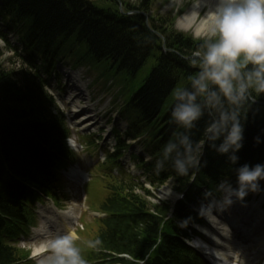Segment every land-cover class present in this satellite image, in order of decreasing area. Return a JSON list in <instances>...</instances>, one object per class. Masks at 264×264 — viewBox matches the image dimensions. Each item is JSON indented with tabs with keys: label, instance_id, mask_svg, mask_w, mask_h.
<instances>
[{
	"label": "trees",
	"instance_id": "trees-1",
	"mask_svg": "<svg viewBox=\"0 0 264 264\" xmlns=\"http://www.w3.org/2000/svg\"><path fill=\"white\" fill-rule=\"evenodd\" d=\"M125 1L122 0L123 5L129 9L130 4ZM153 2L142 0L139 9L148 11ZM0 3V18L9 25L16 22L25 28L30 26L24 31V39L40 47L47 56L60 57L67 53L65 46L75 44L82 53L80 62L90 66L95 61L112 62L118 68L117 73L128 78L133 87L139 83V75L148 73L144 71L148 63L155 65L126 114L139 119L135 137L150 133L144 147L154 155L170 159L171 175L178 190L189 184L202 144L199 180H209V186L228 175L243 179L264 159V106L251 103L240 85L216 82L207 65L185 61L173 53L164 55L160 38L143 23L122 15L115 0H0ZM4 7L10 14L2 11ZM156 23L162 27L154 28L166 37L169 48L185 56L200 52L216 62L218 76H222L223 64L229 62L226 55H221L214 46L195 43L203 46L197 47L191 38L167 33L163 27L169 25V19ZM249 56L257 62V56L251 52ZM236 63L242 66L241 61ZM260 63L264 65V61ZM2 68L0 264H18L26 256L5 243L3 232L7 228H13L14 233L18 228L27 232L33 223L28 208L34 201L32 189L46 195L56 194L59 182L51 160L57 153L64 154L59 147L63 138L56 119L44 116L46 95L38 81L24 70L18 74ZM251 68L253 71H246L251 76L252 95L264 103V67ZM119 155L110 157V163H115ZM18 178L25 181L24 185L18 183ZM106 189L108 196L102 209L109 220L87 235L96 234L103 247L134 259H144L154 250L147 264L186 263L189 252L178 239L181 235L178 227L173 222L164 223L170 204L149 203L135 193L134 187L113 180L107 182ZM145 193L150 195L148 191ZM93 253L98 256L94 250ZM90 254L79 252L78 259L92 261Z\"/></svg>",
	"mask_w": 264,
	"mask_h": 264
},
{
	"label": "bare ground",
	"instance_id": "bare-ground-1",
	"mask_svg": "<svg viewBox=\"0 0 264 264\" xmlns=\"http://www.w3.org/2000/svg\"><path fill=\"white\" fill-rule=\"evenodd\" d=\"M142 1L139 2V5ZM245 3L248 10H251L252 8L256 7L258 11V15H261L264 13V0H200L197 5L194 7L193 11L187 16L183 18L182 26L185 27V29H193V27L197 24L200 16L204 12L205 8L208 7V12L203 19L202 23L199 24L196 28V36L199 35H212L214 31H216L219 22L222 20L224 15L234 6ZM2 5V4H0ZM2 11L5 13L10 14V10L7 7L2 8ZM146 13L149 14L148 11L145 10ZM155 20H159V18L154 17ZM34 23L35 21L32 20ZM16 25V22L14 23ZM252 27L254 31V26L251 24L249 26V29ZM211 28V30H210ZM208 32L210 34H208ZM207 37V36H205ZM213 38H208V42L211 41ZM200 46V45H199ZM198 47V46H197ZM239 55L238 53H235L233 56ZM245 64V63H244ZM14 72H16L14 69H12ZM17 73V72H16ZM20 71H18V74ZM69 80L71 82V85H74V83L77 82V77L75 73L69 72ZM68 79V78H67ZM78 106L74 107V110L72 113H75ZM88 110V108H86ZM77 113V112H76ZM86 113V111H85ZM86 115V114H85ZM79 116V115H78ZM79 125L82 126H89L90 128H93L94 130H97V123L91 124L90 118H87L86 120L79 123ZM230 165L227 164L226 167L229 169ZM12 188V187H11ZM13 189V188H12ZM167 190L161 191V195H163ZM167 195V194H166ZM156 200H159L158 198ZM160 203L164 204H170L171 201L165 200L161 201ZM251 208L248 207H242L240 209L239 214H241L242 219H239L238 222L234 223L233 227H226L222 226L220 229L217 237V241L221 244L219 248L221 249L222 253L221 255L226 260L228 257H231L233 260L232 264H249V259L252 256V253L257 252L261 250L264 251V244H257L248 246L247 243L250 241H258L261 242L263 240L258 239V230L256 228L260 227V230H264V227L262 228L261 225H259L262 212L256 211L255 215L252 213L250 214ZM204 215H206L207 218H209V214L204 212ZM50 217L56 224L57 230L59 235L61 236L59 240V244L56 246V248L51 247V250H55L54 253H64L65 249L67 247V244L65 243L68 239H72L75 236V230L74 225L71 220H73V212H63L59 214H53L48 212L47 218ZM246 222H249V227L246 229ZM243 224L244 226H241L240 224ZM39 234L47 235L48 232L45 230V228H39ZM207 232V231H206ZM236 238V240H241L242 245L240 246V249H236L235 243L233 242V246H231V238ZM47 247H42L40 249H37L35 252V256L39 257L37 258V261L39 264H53L55 257L54 256H46L43 255L45 252H47ZM249 252V254H247ZM241 255H245L246 258H243ZM243 262H242V261ZM227 261V260H226ZM228 262V261H227ZM226 262V263H227ZM231 264V263H230Z\"/></svg>",
	"mask_w": 264,
	"mask_h": 264
},
{
	"label": "rangeland",
	"instance_id": "rangeland-1",
	"mask_svg": "<svg viewBox=\"0 0 264 264\" xmlns=\"http://www.w3.org/2000/svg\"><path fill=\"white\" fill-rule=\"evenodd\" d=\"M128 1H130V4L137 6L139 5V2L141 0H128ZM199 1L200 0H154L153 8L156 9L155 10L156 12H153V13L151 12V15L155 16V14L158 11L164 15L165 14L177 15L176 29L182 33H186V34L190 33L196 39H201L198 37L200 36L204 37L205 35H199L198 37H196V28L199 24L202 23L204 17L206 16L208 12V7L205 8L204 12L201 15L202 18L198 20L197 24L193 27V29H190V31H188V29H185V27L181 25L183 18L186 15L188 16L193 11L194 7L197 5ZM262 15H263L262 17L263 24L260 30L256 31V28H257L256 26V28L252 32L251 30L253 29L252 27L249 29V26H251V24L254 22L253 18L246 22L243 19L239 21L238 24H234L233 26H229V27L225 26V22L223 23L222 21L219 22L217 30L213 36L215 37L218 30L222 29V37L224 38V41L227 39L226 43L224 42L223 48L220 47V53L223 52L225 54H228L230 51H238L239 53H243L244 51L250 50L251 54H253L254 56H257V61H264V13H262ZM230 17H234V15H228L225 18H230ZM210 37L211 36H207L206 40H208V38ZM256 40L261 42L260 47H262V49L258 45L257 47L250 48L252 44L256 42ZM18 62L19 61L15 57H12L11 53H9L6 50L5 45L4 46L0 45V65H2L3 69L9 70L12 67H14L15 69L17 68L19 69L20 66L18 65ZM67 63L69 65L72 64V60L69 59ZM94 81H95L94 74H91V71H89V74L86 76L85 83L88 84V86L92 88L91 92H95L94 94L97 99H103V101L100 104L101 107L102 108L106 107L108 103L112 101V97L114 93L111 92L112 94H108L106 91L103 92L104 90L102 88L103 84L99 82L95 84ZM117 118H118L117 114H114L112 116V120H117ZM83 169L86 170V167H84ZM74 187H75V190H73V194H74V198L76 197L74 201L81 203L80 192L78 191V187L77 186H74ZM257 187L258 186H256L255 188ZM165 189L167 190V192L161 195L160 191H163ZM91 197H92V193H91ZM156 197L159 200L153 199V203H160L161 201H165V200L174 201L177 197L174 191L173 183L169 182L166 186H164L162 189L157 191ZM92 203L94 206L96 207L98 206V203L95 200H92ZM76 214L78 215L77 210H76Z\"/></svg>",
	"mask_w": 264,
	"mask_h": 264
}]
</instances>
